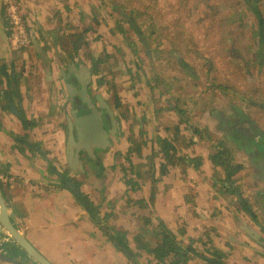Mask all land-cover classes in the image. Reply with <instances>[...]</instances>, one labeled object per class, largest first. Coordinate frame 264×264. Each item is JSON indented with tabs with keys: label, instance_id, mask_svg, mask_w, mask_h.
<instances>
[{
	"label": "crops",
	"instance_id": "obj_1",
	"mask_svg": "<svg viewBox=\"0 0 264 264\" xmlns=\"http://www.w3.org/2000/svg\"><path fill=\"white\" fill-rule=\"evenodd\" d=\"M101 6L107 7L106 0L32 1L27 7L32 45L18 49L11 42L9 22L0 4V172L8 178L0 180V189L10 206L14 224L54 264H134L94 222L87 209L89 203L86 205L68 185L75 183L83 197L87 196L99 207L102 216H108L110 225L119 227L128 235L132 248L141 254V261L146 264L169 263L158 261L136 242L137 236L144 240L150 238L146 233L150 226L144 224L143 216L151 217L154 227L157 219H162L178 235L183 228L185 236L182 240L192 244L198 252L209 255L206 252L209 246L223 251L226 264H264V173L259 166L263 164V150L253 147L259 161L253 160L246 151L238 153V157L235 155L236 162L244 166L233 176L229 188L241 193L250 205V209H246L238 203L235 192L225 191L217 181V178L225 179L227 173L212 161V149L180 143L184 142V131L179 118L183 119L181 114L176 117L179 111L174 105L175 96L166 97L162 103L159 100L155 105L143 92L142 101L134 103L131 108L140 116L137 119L143 121L137 124L132 122L133 113L125 109L124 103L130 95L126 92L128 89L118 83L122 82L119 78H116L117 82L114 80L118 85L112 81V92L108 94L103 88L108 81L107 75L100 72L102 84L94 76L92 80L89 76L85 79L83 57L78 56L72 60V66L63 67L61 62L66 61L64 54L69 48L61 42L64 36L81 32L101 33L107 23L111 25L109 14L105 13L107 22L102 23L94 15L95 9L101 11ZM58 10L60 13L55 14ZM176 17L180 15L175 12L170 16L172 20ZM151 26L155 28V25ZM187 26L184 25L182 30L188 29ZM125 27L123 24L127 30ZM71 38L68 40H72L71 46L74 47V36ZM175 40L174 33L171 41H165L162 50L183 47ZM253 45L260 49L254 72L256 96L251 100H246L245 95L238 96L235 107L239 116L243 113L249 120L251 116L244 113L248 106L264 111V100L257 99L263 96L259 82L264 75V45L257 40ZM177 49L173 51V57L180 64L183 59L188 66L191 55L184 49L179 51L181 55H177ZM89 79L88 100L103 107V102H110L114 95L115 103L119 100L121 105L118 107L125 110V114L121 112L127 119L124 132L118 126L117 111L114 112L115 125L105 126L110 141L120 135L112 147L91 141L86 144L82 127L76 121V116L85 112L84 104H87L78 90H84L86 85L83 82ZM256 81L258 85H255ZM186 101L190 102L189 99ZM230 107L235 111L232 104ZM22 113L28 121L36 120L38 124L27 127L20 117ZM230 116L221 115L222 130H226L225 126H232L230 122L225 124L226 120H236L239 128L241 118ZM257 125L254 131L257 134L250 135L246 130L245 134L250 136L247 138L256 137L257 140L264 135V130ZM175 126L179 129L177 134L173 130ZM159 136L171 139L176 148V158L163 176L161 164L166 160L158 152ZM244 158H248L251 165L243 161ZM64 174L73 182L65 184ZM127 179L136 182L134 188L128 185ZM152 194H155L153 205L148 202ZM138 200H145L149 206L134 204L133 201ZM211 226L217 231L211 232L208 240L204 233ZM200 238L209 241L207 246L200 242ZM0 252L26 259L1 222ZM188 264L207 263L194 256Z\"/></svg>",
	"mask_w": 264,
	"mask_h": 264
},
{
	"label": "rangeland",
	"instance_id": "obj_2",
	"mask_svg": "<svg viewBox=\"0 0 264 264\" xmlns=\"http://www.w3.org/2000/svg\"><path fill=\"white\" fill-rule=\"evenodd\" d=\"M106 5L107 7L101 6V11L95 9L94 13L102 20L101 23L107 22L105 13L112 18L111 25L105 23L103 32H81L79 35L82 39H78L76 33H70L71 37L74 36L75 43L80 45L78 52L71 46L72 40L69 41L68 38H72L69 35L61 39L64 47H69L66 55L64 54L66 61L61 62L63 67L72 66V60L81 56L85 60L82 66L91 71V80L93 76L94 79L100 78L101 73L107 75L108 81L103 88L108 94L112 92V81L114 85L123 84L128 89H125L127 94L130 95L124 103L128 111H131L134 103L142 101L143 92L149 95L155 105L159 100L162 103L166 97L175 96L174 105L179 111L176 117H180L181 114L183 119L180 120L178 117L184 131L182 134L184 142L180 141V143L185 145L187 142L194 147L199 145L212 149L213 141H223L231 150L235 163H238L235 157H238V153H244L245 150L233 137L236 120H224L225 124L230 122L232 126H225L226 130H222L220 117L222 114L231 115L230 117L234 119L241 117L235 109L238 96L245 95L246 100L256 96L253 91L254 72L255 67L258 66L260 49L253 44L257 40L264 45V0H111V2L106 0ZM56 12L60 13V10L55 11V14ZM174 12L180 17L172 20L170 16ZM125 13L135 19L137 27L141 29L145 37L143 41H140L136 29L124 21ZM119 19H122V25L126 26L125 33L118 26ZM151 25H155V28ZM184 25H188L187 28L190 31L188 29L183 31ZM109 27L112 28L111 31L108 30ZM154 29L159 32L152 33ZM174 33L177 38L175 41L183 47L177 49L175 46L173 49L162 50L165 41H171ZM176 49L177 55L182 54L179 52L182 49L191 55V62L187 61V68L184 69L179 60L173 57L172 53ZM93 59L99 61L98 73H94ZM262 77L259 89L263 96L257 98L260 100H264L262 88L264 75ZM116 78L122 82L115 83ZM212 84L221 85L222 88H213ZM255 85H258V81ZM99 95L101 97V94ZM114 99L112 95L110 102L105 101L113 111V115L117 111L118 126L124 132L127 119L126 115H121V112L125 114V110L123 107L120 109ZM187 99L190 102H187ZM231 104L235 111H232ZM250 107L251 105L244 113L251 116L255 124L251 119L242 118L238 124L241 136L246 135L244 133L246 130L250 135H254L257 124L261 127L257 125L259 129L264 130V111H259L258 107L256 109ZM171 111L174 112L173 110L169 112ZM133 115L132 122L143 123L141 119H137L140 117L137 113ZM139 128L142 129L143 126L140 125ZM194 128L200 129V133H195ZM119 136L112 137L109 147L115 144ZM177 144H179L178 141ZM243 161L251 165L248 158H244ZM149 226L154 227V225ZM180 231L184 229H180L179 233ZM182 236L184 238L185 234ZM208 254L210 256V253Z\"/></svg>",
	"mask_w": 264,
	"mask_h": 264
},
{
	"label": "trees",
	"instance_id": "obj_3",
	"mask_svg": "<svg viewBox=\"0 0 264 264\" xmlns=\"http://www.w3.org/2000/svg\"><path fill=\"white\" fill-rule=\"evenodd\" d=\"M126 22H128L132 27H134L135 31L139 34L140 40H144L143 34L141 29L137 27L135 19L129 17L126 15ZM122 19L117 20L118 26L120 29L125 33V29L123 28L122 25ZM78 39H82L81 35L77 34ZM80 48L79 44H76L74 46V49L76 52H78ZM101 62V61H100ZM98 64L99 61L97 59H93V70L94 73H98ZM181 66L185 69L187 68V64L183 59H181ZM103 77L98 79V82L102 84L103 82ZM211 86L216 87V88H222L221 85H216L212 84ZM116 105L120 106L121 104L119 103V100H116ZM180 112H182L180 110ZM243 113L240 114V118L242 119L245 117ZM21 119L26 123L27 127L33 128L38 124V121L36 120H27L25 118V115L22 113L20 115ZM109 121V119H108ZM234 125V122H232ZM175 134L178 133V126L173 127ZM195 133H200V129L194 128ZM257 134V132H255ZM236 140V143L243 147V149L249 154V156L252 157L253 160L259 161V157L257 155V151L253 149L254 146H257L261 150L264 151V135H261L259 139H255L256 137L252 138H247L250 136H241V133H239L238 130L234 129V136ZM158 146H159V151L165 158L166 162L161 164V175H165L169 172V165L173 164L174 159L176 158V148L172 143L171 139H168L167 137L162 138L161 136L158 137ZM212 147V153H211V159L216 165H220L226 170L227 176L225 179L221 180L217 178V181L222 184V186L225 188V191L233 194L234 192L237 195V200L238 203L242 205L243 208L250 209V205L245 201L241 193L236 189L235 191L231 190L229 188V183L233 182V176L237 174L242 168L243 165L240 163H235L234 161V156L231 152L230 149H228L225 146V142L223 141H218L215 140L211 144ZM153 168V166H152ZM159 177L158 179H155V182L159 181L161 178ZM63 181L66 184L68 181H72L70 177L67 175H63ZM73 182V181H72ZM126 182L128 185H131L132 188L135 187L136 182L133 179H127ZM75 185V183H74ZM235 189V188H234ZM86 200H88V212L90 213L91 217L93 218L94 222L102 228L104 231V234L107 235L108 239L113 243V245L121 252H123L130 260L133 261L134 264H145L141 261V254L136 252L132 246L130 239L128 235L122 231L119 227H116L114 225H110L108 223V216H102L100 213L99 207L95 206L87 196H85ZM155 201V194H152L150 197V202L152 205L154 204ZM134 204H140L143 207L149 206V204L146 203L145 200H138V201H133ZM144 224L145 225H151L153 223L151 217L149 216H143ZM216 232L217 228L214 226H211L209 229H207L204 233L206 238L210 240V232ZM181 233L178 235L174 233L162 219H157V224L155 227L150 228L147 230V234L149 235L147 240L142 239L141 237L137 236L135 238L136 242L141 243L143 246V249L148 253L154 256L155 259H157L160 262H168L169 264H188V261L194 257H200L203 258L207 264H226L223 259L226 256V254L217 249L213 248L209 249L207 248V252L210 253L209 255H206L204 253L198 252L196 248L192 244H186L182 240V235L185 234V231H180ZM203 240L200 239L204 245L207 246L208 240Z\"/></svg>",
	"mask_w": 264,
	"mask_h": 264
},
{
	"label": "water",
	"instance_id": "obj_4",
	"mask_svg": "<svg viewBox=\"0 0 264 264\" xmlns=\"http://www.w3.org/2000/svg\"><path fill=\"white\" fill-rule=\"evenodd\" d=\"M85 72V79L87 80L88 76L90 77L91 71L88 68H82ZM82 71V70H81ZM83 73V72H82ZM72 75V73H69ZM87 77V78H86ZM88 82H83V85H86L84 90H78V93L83 97V99L92 107V112L85 113L82 115L76 116V121L78 125H81L83 131V137L86 138V144L91 141V143H99L104 146L106 143L108 145L111 144V141L108 137V132L105 129L103 118H108L107 114H104L101 110H99L96 106L92 105V102L87 99V86ZM72 88V86H71ZM85 91V92H84ZM74 92H77L75 90ZM72 93V92H71ZM105 108L108 109L110 113V120L116 123L113 115V111L109 107L106 102H103ZM114 133V129L112 130ZM81 132V131H80ZM100 137L105 138L100 139ZM251 157V156H250ZM252 158V157H251ZM263 160V169H264V158ZM70 189H72L77 195L82 197L83 202L87 205L88 202L83 197L82 193L72 184L68 183ZM0 222L3 225L4 230L8 233V235L17 243V245L21 248V250L25 253L26 259H19L16 257H11L8 254L0 252V262H5L9 264H54L52 263L44 254L40 252L38 248H36L30 240L24 235V233L18 229V227L14 224L11 217V209L6 201L1 189H0Z\"/></svg>",
	"mask_w": 264,
	"mask_h": 264
},
{
	"label": "built area",
	"instance_id": "obj_5",
	"mask_svg": "<svg viewBox=\"0 0 264 264\" xmlns=\"http://www.w3.org/2000/svg\"><path fill=\"white\" fill-rule=\"evenodd\" d=\"M34 0H0L5 16L9 22L11 42L14 48H28L32 45L30 23L26 7ZM7 176L0 172V180H7Z\"/></svg>",
	"mask_w": 264,
	"mask_h": 264
},
{
	"label": "flooded vegetation",
	"instance_id": "obj_6",
	"mask_svg": "<svg viewBox=\"0 0 264 264\" xmlns=\"http://www.w3.org/2000/svg\"><path fill=\"white\" fill-rule=\"evenodd\" d=\"M28 7V6H27ZM27 7H26V12H27ZM84 81V80H83ZM85 105V107H86V109H85V112L83 113V114H85V113H90V112H92V107H90L89 106V104H84ZM92 105L93 106H96V104L94 105L93 103H92ZM97 107V106H96ZM99 110H101L104 114H107V116H108V118H109V121L107 120V118H103V120H104V125L106 126H108L109 128H110V126L111 125H115V123L112 121V120H110V113H109V111H108V109L107 108H105L104 106L102 107L101 105H99L98 107H97ZM114 119H115V117H114ZM233 129H235V130H238L239 128L237 127V124H236V126H234L233 127ZM242 131V130H241ZM244 133H247L246 131H244ZM260 167H261V171L264 173V169H263V167H262V164H260L259 165Z\"/></svg>",
	"mask_w": 264,
	"mask_h": 264
}]
</instances>
